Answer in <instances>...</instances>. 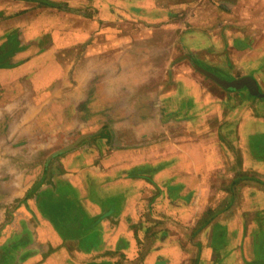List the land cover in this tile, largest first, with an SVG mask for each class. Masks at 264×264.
Masks as SVG:
<instances>
[{
  "label": "crops",
  "instance_id": "obj_1",
  "mask_svg": "<svg viewBox=\"0 0 264 264\" xmlns=\"http://www.w3.org/2000/svg\"><path fill=\"white\" fill-rule=\"evenodd\" d=\"M27 1L50 37L0 59V264H264V100L174 62L264 91V4Z\"/></svg>",
  "mask_w": 264,
  "mask_h": 264
},
{
  "label": "rangeland",
  "instance_id": "obj_2",
  "mask_svg": "<svg viewBox=\"0 0 264 264\" xmlns=\"http://www.w3.org/2000/svg\"><path fill=\"white\" fill-rule=\"evenodd\" d=\"M8 1L9 0H0V21L1 20H6V21L7 20H12V21H14V23H12V24L5 23L3 27H1L2 24H0V56H1L0 59H2L3 55H5V54L6 55L7 54H12L17 49H22L24 47V44L25 45L27 44L29 46V44L31 42L34 43L36 41V39L37 40H40L41 42H43L46 39L47 42H49L48 41V37H50L49 34H47V33H45V32L42 31L44 29L43 27L41 29L33 28V29L30 30V28H28L29 26H27L28 29H27L26 32L24 30L18 29L17 27H22L23 26V25H20V24H24L25 21L32 20L33 16H35V11L32 10L30 12V14H27V12H28L27 11L26 13H23L22 15H19L20 13H22V11H19L18 13L14 14V15H10L9 14V10L13 9V7L15 5H12L13 7L8 8L7 7V5H8L7 2ZM58 1L65 2V3H63V5H62L61 8H63V7L66 8V6H69V7L74 6V7H81V8H83L82 6H84V7L87 8V7L93 6L94 4L97 3V0H58ZM171 1L173 3L172 6H166V8H168L169 10L171 9L172 11L179 10V8L181 6L177 3V1L176 0H171ZM27 2L29 3V5H35V6L44 7V8L45 7H48V8L50 7V6L43 5V4H46V3L42 2L41 0H28ZM129 2H130V3H128L129 5L135 4V0H131ZM249 2H250V4H252V5L255 4L256 6H262L264 4V0H262L261 2L258 1V0H250ZM98 4L99 5H105L107 3H106L105 0H99L98 1ZM87 11H85L83 13L84 14L83 16H94V15L88 14ZM168 16H170V18L173 19V20H177V19L181 20L182 18L185 17V15H179V14L170 13V12L167 15V17ZM160 18H162V16ZM245 20L247 21L249 19L246 18ZM7 24L8 25H13V26L7 27L6 26ZM237 27L238 26L235 25V29H237ZM8 30H10V31H8ZM40 32H41V34H40ZM251 32L254 33L255 31L252 30ZM262 40H264V35L257 36V34H256L255 35V39L254 40H251V42H255L256 44H258V42H261ZM238 42H240L242 44L241 41H238ZM33 49L35 51L41 49L40 44L37 45V46H33ZM178 50H179V53H178V55H176L174 57V59H175L174 62L175 63H178L179 61H182V60L188 61L186 63H188V65H190V67L194 69L195 67L193 65V62L191 60H189V58H188L187 55H185V54L189 53L190 51H187L185 53L181 49V47H177V49L175 51L177 52ZM197 52H199V50H197ZM172 54H175V53H172ZM209 55H212L211 58L212 57H215V58L223 59V56L222 55H218L217 56V55H215V53H209ZM4 61H6V59ZM4 61H2L0 63L1 64H4ZM194 61H195V59H194ZM218 64H224V63H223V61H219ZM166 70L167 69H165V71ZM202 75L204 77H206L204 74H202ZM206 79H208L207 82H209L208 84H210L211 86H216V85L218 86V83H216L213 79H211L209 77H207ZM219 87H221V86L219 85ZM222 89H224V88H222ZM227 91H237V90H227ZM50 160H49V164H51V161ZM31 194L32 193H29V194H27V196H30ZM22 203H23V200L22 201H19L18 204H22ZM2 208H4V207L2 206ZM6 208H7V205H6ZM9 212H10V208L8 207V213ZM10 214H11V212H10Z\"/></svg>",
  "mask_w": 264,
  "mask_h": 264
},
{
  "label": "water",
  "instance_id": "obj_3",
  "mask_svg": "<svg viewBox=\"0 0 264 264\" xmlns=\"http://www.w3.org/2000/svg\"><path fill=\"white\" fill-rule=\"evenodd\" d=\"M188 58L193 62V65L198 71H200L207 77L213 79L222 88L226 90H240L246 88L252 96L257 97L260 100H264V91L260 89L258 82L253 77L243 76L234 79L222 77L216 72L209 70L201 66L199 63L195 62L190 55H188ZM78 142L79 141H76L75 143L65 147L64 149L61 150V152L72 149L76 144H78Z\"/></svg>",
  "mask_w": 264,
  "mask_h": 264
}]
</instances>
